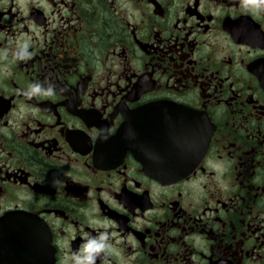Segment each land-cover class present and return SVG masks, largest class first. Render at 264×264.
Segmentation results:
<instances>
[{
  "label": "flooded vegetation",
  "instance_id": "flooded-vegetation-1",
  "mask_svg": "<svg viewBox=\"0 0 264 264\" xmlns=\"http://www.w3.org/2000/svg\"><path fill=\"white\" fill-rule=\"evenodd\" d=\"M0 217L1 264H264V5L0 0Z\"/></svg>",
  "mask_w": 264,
  "mask_h": 264
},
{
  "label": "water",
  "instance_id": "water-1",
  "mask_svg": "<svg viewBox=\"0 0 264 264\" xmlns=\"http://www.w3.org/2000/svg\"><path fill=\"white\" fill-rule=\"evenodd\" d=\"M181 116L182 118H190V116L192 115V113H188L187 111L182 110L181 111ZM119 136L126 138L127 135V122H125L122 127H121V131L119 132ZM207 139L208 136L206 137V142L204 135L200 132V126H196L195 130H194V136H193V144L191 147H189L187 150H185L186 155H190L192 156V158L194 159L192 162L195 164L196 160H198L201 155L204 153L206 146H207ZM173 161H176V159H171ZM157 161H162V159H159ZM165 161V160H164ZM192 162L191 164H189V167H192ZM188 165V164H187ZM147 169H149V171L154 174L157 177H161V178H168L170 177L173 173H174V169L173 168H169L167 166L162 167L161 164H157L156 166H152L149 165V167H147ZM182 169V168H180ZM16 219L18 220H22V221H28L31 220V224L33 227H28V225H25L22 227V230L25 232H32L35 235H37L36 237H34V244H33V248L36 250H40L42 248V236H41V230L40 227L35 225V220L28 216V215H16L15 216ZM1 231L8 233L12 230H9L6 226H4V224L2 223L1 225V217H0V264H1ZM34 264H43L39 258H37V261H34Z\"/></svg>",
  "mask_w": 264,
  "mask_h": 264
},
{
  "label": "clouds",
  "instance_id": "clouds-1",
  "mask_svg": "<svg viewBox=\"0 0 264 264\" xmlns=\"http://www.w3.org/2000/svg\"><path fill=\"white\" fill-rule=\"evenodd\" d=\"M243 3L245 6L252 4L259 7L260 5H264V0H243ZM24 48H27V44L24 45ZM40 94L50 96L54 95V91L52 87L44 90L39 85H30L29 91L26 93L29 97ZM108 241L109 234L106 231L99 233L96 237L86 235L79 249L72 252L68 259L71 264H96L98 258H102L110 253L111 245Z\"/></svg>",
  "mask_w": 264,
  "mask_h": 264
}]
</instances>
